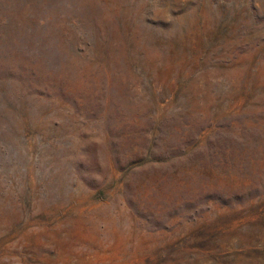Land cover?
Masks as SVG:
<instances>
[{
	"label": "rangeland",
	"instance_id": "rangeland-1",
	"mask_svg": "<svg viewBox=\"0 0 264 264\" xmlns=\"http://www.w3.org/2000/svg\"><path fill=\"white\" fill-rule=\"evenodd\" d=\"M0 264H264V0H0Z\"/></svg>",
	"mask_w": 264,
	"mask_h": 264
}]
</instances>
